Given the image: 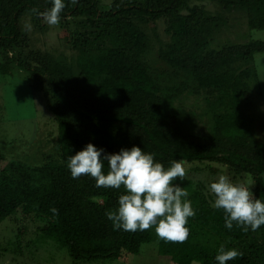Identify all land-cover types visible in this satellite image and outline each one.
Instances as JSON below:
<instances>
[{"label": "trees", "instance_id": "1", "mask_svg": "<svg viewBox=\"0 0 264 264\" xmlns=\"http://www.w3.org/2000/svg\"><path fill=\"white\" fill-rule=\"evenodd\" d=\"M193 1L113 0L102 8L99 0H65L59 24L73 52L67 57L24 52L21 20L29 15L42 28L51 0H0V55L16 61L32 92L43 95L57 134L44 162L0 169V225L18 215L35 227L36 239L66 248L74 262L136 255L154 242L169 264H217L221 245L242 253L228 264H264V225L225 228L223 210L190 181L177 183L196 215L186 225L188 239L175 243L159 239L154 229L114 228L106 213L118 207L123 186L98 188L94 178L73 179L67 168L68 157L88 143L107 153L138 146L165 168L174 160L225 166L249 178L253 197L264 201V145L249 134L243 113L252 82L258 86L253 57L264 53V42L213 46L227 23L224 14L240 12L250 30H264V0H205L217 6L216 14ZM158 22L164 40L155 32ZM12 51L19 55L9 57ZM185 93L207 100L208 137L188 133L190 117L173 108ZM102 171L108 172L107 162Z\"/></svg>", "mask_w": 264, "mask_h": 264}, {"label": "rangeland", "instance_id": "2", "mask_svg": "<svg viewBox=\"0 0 264 264\" xmlns=\"http://www.w3.org/2000/svg\"><path fill=\"white\" fill-rule=\"evenodd\" d=\"M112 1L99 0L102 8H108ZM192 5L202 6L212 14L219 12L216 5L205 0L193 1ZM224 16L227 23L216 34L214 47L249 41L264 42V30H250L244 14L236 12ZM21 27L28 38L24 52L38 50L55 56L73 55L62 36L64 31L59 23L46 24L40 28L31 16L26 15L21 20ZM163 29V23L158 22L155 32L161 40L165 38ZM18 55L19 51L8 53L12 58ZM253 64L258 86L252 82L250 91L245 95L246 106L243 113L249 121V134L257 143L264 145V53L255 54ZM0 67L6 68V73L0 72V155L4 158L0 162V169L9 162L27 166L40 164L53 151L57 136L53 116L43 95L32 92L25 72L16 61L7 63L0 55ZM207 105L203 94L192 96L185 93L174 101L173 108L190 117L184 125L188 133L208 137L213 121ZM184 167V180L190 181L194 188L211 200H214V196L208 192V184L218 175H227L233 184L247 185L251 181L216 163L184 164ZM34 232L35 227L23 222L18 215L4 221L0 225V264H169L159 255L157 243L154 242L143 244L136 255L123 254L114 260L74 262L66 248L50 242L46 244L36 239ZM35 239L36 245L33 244Z\"/></svg>", "mask_w": 264, "mask_h": 264}, {"label": "clouds", "instance_id": "3", "mask_svg": "<svg viewBox=\"0 0 264 264\" xmlns=\"http://www.w3.org/2000/svg\"><path fill=\"white\" fill-rule=\"evenodd\" d=\"M77 2L71 0L72 4ZM51 5L44 16L49 25H57L66 7L65 0H51ZM105 162L106 174L102 171ZM67 168L73 179L82 175L94 178L98 188L123 186L118 207L106 213L114 228L129 232L154 229L157 237L166 242L183 243L188 239L190 229L186 225L196 211L188 199L189 193L176 182L186 176L181 161L174 160L165 168L138 146L107 153L88 143L68 157ZM251 185V181L247 185L233 184L227 175H218L208 184V192L214 196L212 207L224 212L225 228L231 230L235 223L244 231H255L264 225V201L253 197ZM51 211L58 213L55 208ZM241 256L237 249L221 245L214 259L217 264H228Z\"/></svg>", "mask_w": 264, "mask_h": 264}]
</instances>
